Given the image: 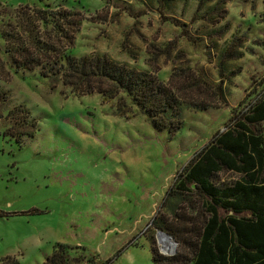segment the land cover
<instances>
[{"label":"rangeland","instance_id":"rangeland-1","mask_svg":"<svg viewBox=\"0 0 264 264\" xmlns=\"http://www.w3.org/2000/svg\"><path fill=\"white\" fill-rule=\"evenodd\" d=\"M20 4L79 10L83 22L69 52L153 71L183 100L208 104L184 105L182 126L169 136L135 105L121 114L119 98L76 95L59 77L16 72L6 61L0 89L12 101L4 112L23 104L37 127L20 143L3 133L14 119H0V264H41L58 242L85 246L70 253H96L98 264H154L153 249L168 254L154 222L175 239L173 253L193 264L203 200L196 191L167 193L213 134L263 92L264 0H205L199 8L198 0H171L168 14L190 24L194 39L160 15L156 0H0V10ZM198 74L211 84L193 86ZM220 79L225 102L214 87ZM239 176L224 169L213 180Z\"/></svg>","mask_w":264,"mask_h":264},{"label":"trees","instance_id":"trees-1","mask_svg":"<svg viewBox=\"0 0 264 264\" xmlns=\"http://www.w3.org/2000/svg\"><path fill=\"white\" fill-rule=\"evenodd\" d=\"M170 1L156 0L158 12L194 39L190 24L168 14ZM204 1L198 0L197 8ZM0 14V34L4 39V46L0 44V75L6 61H10L16 72L38 68L43 76L59 77L73 94L97 92L105 102L119 98L117 111L121 114L126 115L129 106H137L156 130H165L169 136L182 126L184 105L207 107L203 99L183 100L172 84L153 71L121 63L107 54L78 56L69 52L83 22L77 9L64 5L20 4L3 6ZM194 19L195 16L191 21ZM198 75L193 86L211 84L202 74ZM214 87L225 102L222 79ZM11 101L10 92L0 89V119L4 116L14 119L3 133L21 143L25 135L34 134L37 122L23 104L15 105L5 114L4 107ZM235 118L233 123L227 122L213 134L178 174L173 192L167 193L180 197L196 191L203 200L206 217L196 234L190 259L193 264H264V90L247 109L235 114ZM224 169L240 176L230 183L217 184L213 176ZM154 223L158 229H165ZM55 246L41 264H98L96 253H88L84 258L70 253V249L78 247L86 250L85 246L64 242ZM153 261L154 264L189 262L184 261L182 252L161 254L155 249Z\"/></svg>","mask_w":264,"mask_h":264},{"label":"water","instance_id":"water-1","mask_svg":"<svg viewBox=\"0 0 264 264\" xmlns=\"http://www.w3.org/2000/svg\"><path fill=\"white\" fill-rule=\"evenodd\" d=\"M156 237L162 252L172 254L175 251L176 241L167 231L156 229Z\"/></svg>","mask_w":264,"mask_h":264}]
</instances>
